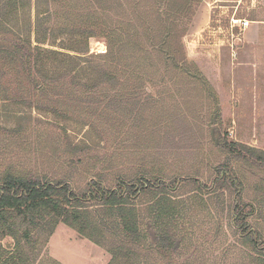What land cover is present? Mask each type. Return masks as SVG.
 Masks as SVG:
<instances>
[{
	"label": "rangeland",
	"instance_id": "obj_1",
	"mask_svg": "<svg viewBox=\"0 0 264 264\" xmlns=\"http://www.w3.org/2000/svg\"><path fill=\"white\" fill-rule=\"evenodd\" d=\"M129 1L130 9L135 3ZM176 1L165 7L161 0L144 1V10L149 11L141 19L146 26L151 24L148 16L158 23L163 20V30L161 25L154 28L161 32L179 34L184 29V55L207 84L197 78L166 76L154 86L145 85V94L152 93V99L139 91V106H130L119 124L113 118V113H120L117 106L110 108L105 121L95 119L94 126H82L74 117L60 120L59 126L52 115L35 113L44 123L0 124V176L13 171L42 181H63L75 192L85 190L93 180L103 187H112L118 178L162 180L172 184L166 187L178 199L172 245L162 248L155 241V226L147 214L154 197L148 191L138 201L144 237L134 245L133 264H264V0H192L185 17L189 19L181 18L185 27L175 26L166 16L176 15L181 6ZM27 2L18 15L13 9L0 10V39L17 31L30 33L27 21L36 12L34 0ZM52 16L44 18V26L53 23ZM240 19L251 22L241 28ZM108 23L117 24L116 17ZM31 38L35 44L33 33ZM105 51L103 38H90V53ZM64 103L69 114L68 101ZM20 108L0 102V122L10 123L5 119ZM229 141L241 146L235 151L223 146ZM223 163L238 185L220 187L217 172ZM236 192L240 203L252 205L246 221L263 242L260 249L234 223L231 206ZM57 228L66 233H55ZM32 232L37 237L29 250L33 264H68L59 258L66 253L69 264H107L111 258L104 247L61 222L50 236ZM80 238L83 244L89 242L80 246ZM1 243L6 246L12 239L4 237Z\"/></svg>",
	"mask_w": 264,
	"mask_h": 264
},
{
	"label": "trees",
	"instance_id": "obj_2",
	"mask_svg": "<svg viewBox=\"0 0 264 264\" xmlns=\"http://www.w3.org/2000/svg\"><path fill=\"white\" fill-rule=\"evenodd\" d=\"M27 1L0 0V10L13 9L18 15L26 9ZM144 1L147 0H134L135 6L129 9V0H34L36 15L27 21L30 33L17 31L11 38L1 35L0 102L4 106L20 105L23 110L13 111L5 119L11 122L0 124L44 123L33 116L35 113L52 115L59 126L68 117L76 118L82 126H94L95 119L103 122L110 116L113 106L120 111L113 113L119 124L130 106L133 109L139 106V91L147 100L152 99V93L145 94V85L154 86L166 76L170 80L197 78L207 84L195 64L184 55V29L179 34L157 31L155 25H161L163 30L165 22L158 23L154 16H148L151 24L146 26L141 19L149 11L144 10ZM172 1L161 0V6ZM192 2L177 0L180 8L174 16L166 14L167 18L174 20L175 26L185 27L184 19H189L185 17ZM63 13L67 15L65 18ZM157 14L159 18L162 16ZM50 16L53 23L48 21L44 26V18ZM114 16L116 28L108 23ZM1 20L7 25L5 19ZM90 38H103L106 51L90 53ZM65 101L70 107L69 114L64 108ZM223 146L235 151L241 144L229 141ZM217 173L220 187L238 185L225 163ZM166 185L172 184L162 180L151 183L143 177L135 182L118 178L112 187H103L93 180L85 190L75 192L63 181H42L30 174L5 172L0 176V264H33L29 250L34 249L31 245L37 242V237L32 231L50 236L60 222L104 247L111 254L107 264H133L134 245L144 237L138 201L148 191L154 197L147 214L155 226V241L162 248L170 247L178 199ZM234 197L231 206L234 223L260 249L263 242L246 221L252 205L240 203L237 192ZM4 237H10L12 243L3 246Z\"/></svg>",
	"mask_w": 264,
	"mask_h": 264
},
{
	"label": "crops",
	"instance_id": "obj_3",
	"mask_svg": "<svg viewBox=\"0 0 264 264\" xmlns=\"http://www.w3.org/2000/svg\"><path fill=\"white\" fill-rule=\"evenodd\" d=\"M251 22V21H250ZM252 22H255V21H252ZM261 24H263V23H261ZM65 226V225H64ZM66 227V226H65ZM70 229V228H69ZM63 229H61V228H57V230H56V232L55 233H59L60 234V232H61V234H63V232H65V231H63ZM68 232L69 231H72V230H67ZM55 233H54V237H55ZM66 233V232H65ZM52 238H53V236H52ZM78 241H80V242H78V244H80V246H84L85 244H86V242H89V241H86L85 242V244H83V242L85 241V240H83V239H78ZM60 248V250L62 251L63 249L61 248V247H59ZM76 252H77V256H78V254H79V250H75ZM82 251H84L83 249H82ZM66 253V252H65ZM63 255V256H62ZM62 255H59V258L60 259H62V261H65L66 263H71V262H69V260L68 259H66L67 258V256H65V255H69L70 256V254H68V253H66V254H62ZM84 258V256L83 255H81V257H80V259H83ZM78 259V258H77ZM73 264H78V262L77 263H73Z\"/></svg>",
	"mask_w": 264,
	"mask_h": 264
},
{
	"label": "built area",
	"instance_id": "obj_4",
	"mask_svg": "<svg viewBox=\"0 0 264 264\" xmlns=\"http://www.w3.org/2000/svg\"><path fill=\"white\" fill-rule=\"evenodd\" d=\"M232 21H233L232 22L233 24L236 23L235 20H232ZM249 23H250V20H248V19H240L239 20V25L241 28H246L249 25Z\"/></svg>",
	"mask_w": 264,
	"mask_h": 264
},
{
	"label": "bare ground",
	"instance_id": "obj_5",
	"mask_svg": "<svg viewBox=\"0 0 264 264\" xmlns=\"http://www.w3.org/2000/svg\"><path fill=\"white\" fill-rule=\"evenodd\" d=\"M236 22H237V20H236Z\"/></svg>",
	"mask_w": 264,
	"mask_h": 264
}]
</instances>
